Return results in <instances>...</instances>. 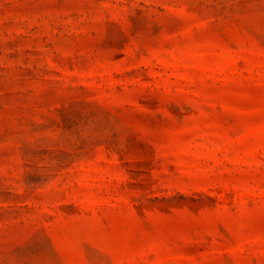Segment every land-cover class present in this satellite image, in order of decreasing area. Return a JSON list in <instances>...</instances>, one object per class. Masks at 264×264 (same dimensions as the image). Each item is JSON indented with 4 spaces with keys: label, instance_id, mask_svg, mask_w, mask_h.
Wrapping results in <instances>:
<instances>
[{
    "label": "rangeland",
    "instance_id": "374dc122",
    "mask_svg": "<svg viewBox=\"0 0 264 264\" xmlns=\"http://www.w3.org/2000/svg\"><path fill=\"white\" fill-rule=\"evenodd\" d=\"M0 264H264V0H0Z\"/></svg>",
    "mask_w": 264,
    "mask_h": 264
}]
</instances>
